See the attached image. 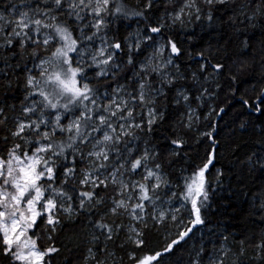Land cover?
Masks as SVG:
<instances>
[{
  "label": "snow or ice",
  "instance_id": "6c2138e0",
  "mask_svg": "<svg viewBox=\"0 0 264 264\" xmlns=\"http://www.w3.org/2000/svg\"><path fill=\"white\" fill-rule=\"evenodd\" d=\"M261 18L264 0H0L7 264H53L69 228L75 255L60 264H161L207 227L224 177L221 169L214 181L208 175L220 143L214 118L226 114L215 103L220 80L236 81L233 69L248 65L218 58L227 45L193 51L185 40L195 38L191 25L219 21L240 37ZM240 107L237 116L249 119L238 127L255 128L264 86L245 91ZM177 161L187 166L177 171ZM243 163L264 170V150ZM252 200L264 224V186ZM161 234L162 247H150ZM249 244L264 264V232L238 245L221 233L211 248L201 238L187 264H244Z\"/></svg>",
  "mask_w": 264,
  "mask_h": 264
},
{
  "label": "trees",
  "instance_id": "16d2710c",
  "mask_svg": "<svg viewBox=\"0 0 264 264\" xmlns=\"http://www.w3.org/2000/svg\"><path fill=\"white\" fill-rule=\"evenodd\" d=\"M131 2L135 3L136 0H131ZM219 15H224V11L221 10ZM189 31H194L196 35L190 44L185 40V47H191L193 51H198L208 42H211L213 47L227 45L226 51L222 52L221 57L218 58H224L229 64L235 60L243 61L248 67L239 73L233 69V73L237 75L236 81L221 78L222 90L219 91L215 101L217 105L226 108V114L223 115V118H214L219 124L216 136L220 143L217 158L208 175L209 179L214 181L217 169L224 172L221 187L216 193V203L221 207L219 211H215L216 204H214V211L210 214L211 222L207 227L198 228L193 239L177 247L170 255H165L161 264H187L188 250L194 243L198 245L201 238L211 248L221 233L229 237L230 244L238 245L244 239L258 242L260 234L264 232V224L260 223L259 216L252 212V194L264 186V170L250 169L243 163L251 152L261 153L264 150V145L259 143L264 137V116L252 114L251 120L255 124V128L249 124L247 130L240 129L238 126L242 120L249 119V116H237V113L241 111L240 96L245 91L250 92L254 86H264V81L261 80V73L264 72V65L261 64L264 59V18L259 19L254 27L247 26L240 37H236L231 28L221 25L219 21L213 28H209L207 24L203 26L191 25ZM180 38L184 39L182 35ZM245 39L249 45L247 48L241 44V41ZM229 40H231L230 44ZM230 88L238 89L235 96L230 94ZM205 130L207 129H202V131ZM199 150L203 152V145ZM182 166L186 167L187 165L184 161H177L173 167L178 171ZM213 188H216L215 183H213ZM228 200L231 201L232 207L225 210L223 205ZM210 230H214L216 235L213 236ZM71 231V228L66 229L58 237L57 246L62 243L65 247L62 249L61 255L54 258L53 264H60L64 257L75 255L70 251L75 247V241L70 240ZM162 243L161 234L159 237L151 238L149 246L159 249L162 247ZM247 247L248 254L242 258L244 264H261L260 257L252 251L253 244H249ZM0 264H7L2 256H0Z\"/></svg>",
  "mask_w": 264,
  "mask_h": 264
}]
</instances>
